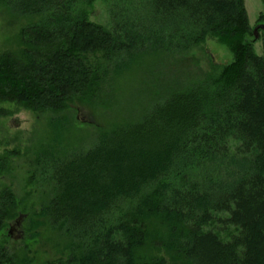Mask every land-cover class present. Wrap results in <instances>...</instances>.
<instances>
[{"label":"trees","instance_id":"1","mask_svg":"<svg viewBox=\"0 0 264 264\" xmlns=\"http://www.w3.org/2000/svg\"><path fill=\"white\" fill-rule=\"evenodd\" d=\"M91 1L0 0L13 18L31 17L0 52L1 102L56 114L96 106L110 71L183 55L207 36L232 61L79 152L59 150L66 118H50L58 143L41 145L34 162L48 167L51 195L30 229L48 222L70 251L41 264H264V53L253 49L243 0H106L111 28L89 19ZM13 153L0 154V174ZM18 203L0 188V264L34 263L9 249ZM218 222L221 231L206 228Z\"/></svg>","mask_w":264,"mask_h":264},{"label":"rangeland","instance_id":"2","mask_svg":"<svg viewBox=\"0 0 264 264\" xmlns=\"http://www.w3.org/2000/svg\"><path fill=\"white\" fill-rule=\"evenodd\" d=\"M243 3L249 25L253 28L258 23L264 24V1L243 0ZM83 5L90 20L111 28L106 0H92ZM13 17L0 4V52L15 46L19 28L31 18ZM252 46L257 54L264 53L262 30L259 29ZM231 61L232 55L227 46L216 37L207 36L183 55L151 54L129 71L121 74L110 71V89L105 90L104 98L96 106L78 101L70 103L68 109L56 114L0 101V154L7 150L15 152L10 156L7 169L0 174V188L4 185L12 188L19 202L15 216L23 212L17 217L18 223H14L17 219L15 216L10 218L15 219L6 229L10 236L9 249L19 256L28 254L34 259L33 264L58 258L65 260L70 251L67 237L48 222L44 221L36 229H30L32 220H43L33 212L51 195L48 167L34 162L35 151L41 145L47 142L49 145L51 140L50 146L58 143L49 124L51 117L58 115L66 118L59 145L62 150H59L66 154L79 152L95 142L101 129L123 120L137 119L149 101L162 99L170 89L203 80L213 74L214 66L227 65ZM221 226L222 223L218 222L206 228L221 231ZM226 228L228 230L231 227ZM143 252L150 255L152 246L146 245Z\"/></svg>","mask_w":264,"mask_h":264},{"label":"water","instance_id":"3","mask_svg":"<svg viewBox=\"0 0 264 264\" xmlns=\"http://www.w3.org/2000/svg\"><path fill=\"white\" fill-rule=\"evenodd\" d=\"M259 29L262 30L263 32V35H264V24L263 23H258L256 24L253 28H252V32H253V36L254 38H257L258 37V33H259ZM19 222V219L17 218L14 223H18ZM12 229H10L9 232H11Z\"/></svg>","mask_w":264,"mask_h":264},{"label":"clouds","instance_id":"4","mask_svg":"<svg viewBox=\"0 0 264 264\" xmlns=\"http://www.w3.org/2000/svg\"><path fill=\"white\" fill-rule=\"evenodd\" d=\"M25 125H22V127H24Z\"/></svg>","mask_w":264,"mask_h":264}]
</instances>
